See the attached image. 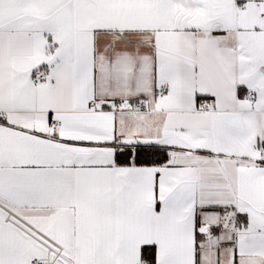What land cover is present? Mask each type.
I'll use <instances>...</instances> for the list:
<instances>
[{"label":"snow or ice","instance_id":"obj_1","mask_svg":"<svg viewBox=\"0 0 264 264\" xmlns=\"http://www.w3.org/2000/svg\"><path fill=\"white\" fill-rule=\"evenodd\" d=\"M0 264H264V0H0Z\"/></svg>","mask_w":264,"mask_h":264}]
</instances>
